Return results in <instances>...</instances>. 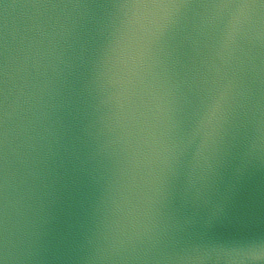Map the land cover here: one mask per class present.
<instances>
[{"label": "water", "instance_id": "water-1", "mask_svg": "<svg viewBox=\"0 0 264 264\" xmlns=\"http://www.w3.org/2000/svg\"><path fill=\"white\" fill-rule=\"evenodd\" d=\"M0 264H264V0H0Z\"/></svg>", "mask_w": 264, "mask_h": 264}]
</instances>
